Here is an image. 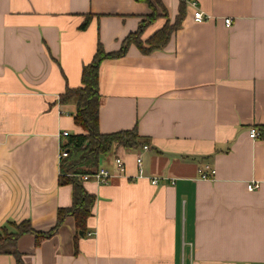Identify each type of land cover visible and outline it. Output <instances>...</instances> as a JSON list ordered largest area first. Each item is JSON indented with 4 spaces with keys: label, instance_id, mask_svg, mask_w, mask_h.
I'll return each instance as SVG.
<instances>
[{
    "label": "crops",
    "instance_id": "obj_1",
    "mask_svg": "<svg viewBox=\"0 0 264 264\" xmlns=\"http://www.w3.org/2000/svg\"><path fill=\"white\" fill-rule=\"evenodd\" d=\"M160 1L166 16L146 36L182 13L168 44L100 65V130L137 127L150 149L102 155L112 176L84 182L96 197L87 232L68 215L50 236L23 234L24 264H264V0ZM193 2L209 19L195 21ZM150 13L141 0H0V231L26 219L49 231L72 204L62 133L85 130L60 95L81 85L99 41L119 49Z\"/></svg>",
    "mask_w": 264,
    "mask_h": 264
},
{
    "label": "trees",
    "instance_id": "obj_2",
    "mask_svg": "<svg viewBox=\"0 0 264 264\" xmlns=\"http://www.w3.org/2000/svg\"><path fill=\"white\" fill-rule=\"evenodd\" d=\"M141 1L149 4L151 13L141 21L139 28L126 35L121 47L117 50L106 51L99 41L93 60L83 68L81 85L67 87L66 91L60 95L61 103H76L77 110L74 119L85 130L83 133H71L68 136L66 144L68 155L61 158V182L73 185L72 204L58 210V222L49 231L36 230L29 219L10 222L15 230H10L7 226L2 227L0 253L13 254L16 257V264H24L22 253L17 245L23 234H35L38 240L50 236L58 230L68 215L75 217L77 235L81 232L86 233L88 219L92 215L96 197L85 188V181L81 175L95 171L100 165L101 156L110 152L114 147L139 148L146 142L140 136L137 127L113 132L100 130V107L103 100L100 90L102 61L106 58H117L124 55L131 44H136L144 53L162 49L168 44L173 31L181 25L182 13L174 23L170 24L167 20L163 26L146 36L148 26L156 22L160 16H166V13L158 9L160 6L162 10H165L160 0ZM89 22L90 16L88 15L81 28H86Z\"/></svg>",
    "mask_w": 264,
    "mask_h": 264
},
{
    "label": "built area",
    "instance_id": "obj_3",
    "mask_svg": "<svg viewBox=\"0 0 264 264\" xmlns=\"http://www.w3.org/2000/svg\"><path fill=\"white\" fill-rule=\"evenodd\" d=\"M192 5L194 7H196V9L194 11L195 21H204L206 19H209L210 16L205 14L203 10L197 8V4L195 2H193ZM225 21L228 25H230L232 23L231 18H226ZM70 134L71 133L69 131H64L62 133L61 158L66 157L68 155V149H67L66 144L68 143V136ZM260 135H261V131L257 127H252L250 129V136L252 138L260 137ZM142 148H143V150H149L150 145L144 144L142 146ZM136 160H137V166H138V174H139L138 176L141 177L145 174L144 173V161H143V157H142L141 153H139L137 155ZM115 164H116L117 170L119 171V174L124 175L126 173L125 160L122 157H116L115 158ZM214 172H215V169L212 168L211 165L207 164L205 166V168L201 171V177L204 179H209L212 177L211 175L214 174ZM111 176H112L111 171L107 167H104V166H99L95 171L81 175L83 181L94 180V181H97L98 183H102V184L108 183ZM159 179H160V177H157V176H154L151 178V180L154 184L159 183ZM259 186H260L259 183L251 182V183H249L248 188L250 190H255V189L259 188Z\"/></svg>",
    "mask_w": 264,
    "mask_h": 264
},
{
    "label": "rangeland",
    "instance_id": "obj_4",
    "mask_svg": "<svg viewBox=\"0 0 264 264\" xmlns=\"http://www.w3.org/2000/svg\"><path fill=\"white\" fill-rule=\"evenodd\" d=\"M154 1H155V0H154ZM155 3H156V2H155ZM156 5H157V4H156ZM158 9L160 10L161 8H160V7H158ZM260 131H261V130H260ZM108 153H112V152L110 151V152H108ZM108 153H107V154H108Z\"/></svg>",
    "mask_w": 264,
    "mask_h": 264
},
{
    "label": "water",
    "instance_id": "obj_5",
    "mask_svg": "<svg viewBox=\"0 0 264 264\" xmlns=\"http://www.w3.org/2000/svg\"><path fill=\"white\" fill-rule=\"evenodd\" d=\"M82 233V232H81Z\"/></svg>",
    "mask_w": 264,
    "mask_h": 264
}]
</instances>
